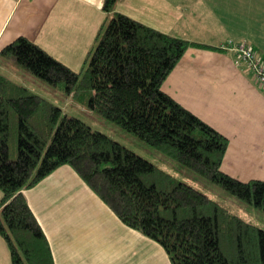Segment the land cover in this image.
Wrapping results in <instances>:
<instances>
[{"label": "trees", "instance_id": "16d2710c", "mask_svg": "<svg viewBox=\"0 0 264 264\" xmlns=\"http://www.w3.org/2000/svg\"><path fill=\"white\" fill-rule=\"evenodd\" d=\"M119 2L104 0L107 16L81 71L26 35L0 54V234L12 264H56L24 190L64 164L76 169L123 222L161 243L172 264H231L224 241L244 264H264L263 228L3 73L4 59L12 58L37 77L64 84L93 111L264 210V181H241L224 172L230 140L162 87L195 43L223 47L172 36L117 11Z\"/></svg>", "mask_w": 264, "mask_h": 264}, {"label": "crops", "instance_id": "0c3cea01", "mask_svg": "<svg viewBox=\"0 0 264 264\" xmlns=\"http://www.w3.org/2000/svg\"><path fill=\"white\" fill-rule=\"evenodd\" d=\"M255 1L264 2L120 0L116 8L168 34L223 47L191 46L162 87L230 140L222 170L241 181H264V86L249 62L226 45L229 39H248L264 59V26L254 15L246 17L255 13ZM103 5L104 0H0V54L26 35L81 71L107 16ZM83 181L76 169L64 164L24 190L49 237L56 264H172L161 243L128 226ZM114 215L118 220L113 226L107 218ZM107 227L112 236L123 233L129 240L128 256L120 261L110 258L115 240L108 244ZM0 264H12L1 234Z\"/></svg>", "mask_w": 264, "mask_h": 264}, {"label": "rangeland", "instance_id": "374dc122", "mask_svg": "<svg viewBox=\"0 0 264 264\" xmlns=\"http://www.w3.org/2000/svg\"><path fill=\"white\" fill-rule=\"evenodd\" d=\"M259 2L260 1H255L254 3L255 13L251 14L249 12L247 13L246 17L248 19L250 16L254 15L256 17V21L264 26V2ZM261 31H263L264 33V29H262ZM229 40H233L234 42L238 41L234 39ZM3 64V73H6L12 81L24 84L26 87L29 88L31 92L40 93L49 101L51 100L52 102L56 103L59 107H62L63 113L68 114L70 116L75 115L90 124L94 130L97 129L104 132L105 134H109L114 140L121 142L127 148L132 149L139 155H143L151 162L153 161L155 164L159 165L174 179L176 178L177 180L185 182L187 181L190 184L196 186L197 188L199 187L208 195L210 194L211 196H213L219 204H222L223 206L227 207L230 211L234 212L239 217H242L247 222L253 225H257L258 227L264 229V210L259 206L255 204H250L244 199L239 198L237 195L228 191L223 185L211 181L209 179L207 180L205 177L199 175L198 173L196 174L187 166L185 167L179 162H177L175 159L173 160L166 154L161 153V151L157 147L153 146L152 144H148L136 133L126 131L118 123H113L109 119L102 116L99 112H96L95 110L93 111V109L87 104L79 102L78 98L73 93L69 94L65 90L64 84H60V86L53 85L52 83L45 81L39 76L37 77L27 67L21 65L12 58L4 59ZM11 149H13L12 158H16L18 154L16 142H11ZM14 149H16V151ZM81 179L83 180L82 177ZM83 182L87 187L93 190L87 183V181L84 180ZM93 192L95 196H97V198L100 197V199L103 201L101 196L97 194L95 190H93ZM107 206L111 208L108 204ZM111 210V212H114L112 208ZM114 214L118 216L116 212H114ZM114 216L107 218L108 223H111L113 226L115 219L118 220L117 217ZM115 229L116 231H118L117 227ZM106 230H108V233L105 234L109 238L105 239L107 240L108 244H110L112 240H115V247L111 249V260L120 261L124 257H127L128 255H126V252H128L129 246L127 244L129 241L127 237H124L123 233L116 234L117 237L112 236V234H110L111 229L107 227ZM147 237L150 238L149 236ZM229 245L230 242L224 241L223 250L227 252L231 264H244V262L238 260V252L235 251V249H233L234 252L229 251ZM122 246L124 248L121 251Z\"/></svg>", "mask_w": 264, "mask_h": 264}, {"label": "built area", "instance_id": "2783aa9c", "mask_svg": "<svg viewBox=\"0 0 264 264\" xmlns=\"http://www.w3.org/2000/svg\"><path fill=\"white\" fill-rule=\"evenodd\" d=\"M226 47L237 51L240 60L249 62L250 68L254 72L257 82L264 86V59L254 49L249 40L244 39L236 42L230 40Z\"/></svg>", "mask_w": 264, "mask_h": 264}, {"label": "bare ground", "instance_id": "6f19581e", "mask_svg": "<svg viewBox=\"0 0 264 264\" xmlns=\"http://www.w3.org/2000/svg\"><path fill=\"white\" fill-rule=\"evenodd\" d=\"M168 1H169V0H168ZM156 8H157V7H156ZM102 25H103V24H102ZM172 36H174V35L172 34ZM191 41H194V40H191ZM227 41H228V40H227ZM196 42H197V41H196ZM228 42H229V41H228ZM199 44H200V42L198 43V45H199ZM202 44H203V46H205V45H204V42H203ZM202 44H201V45H202ZM207 44H208V43H207ZM223 44H224V43H223ZM191 45H192V44H191ZM195 45H196V47H198L196 43H195ZM195 45H193V46H195ZM211 45H212V44H211ZM221 45H222V44H221ZM213 46H214V45H213ZM213 46H212V47H213ZM223 46H224V45H223ZM189 47H190V46H189ZM207 47H208V46H207ZM202 48H203V47H202ZM216 48H217V47H216ZM210 49H211V46H210ZM218 49H219V48H218ZM218 49H217V50H218ZM224 51H225V49H224ZM231 51H232V49H231ZM168 255H169V254H168ZM171 262H172V261H171Z\"/></svg>", "mask_w": 264, "mask_h": 264}]
</instances>
